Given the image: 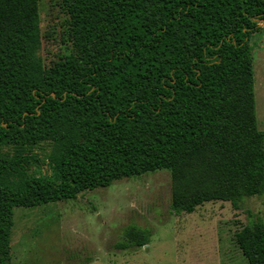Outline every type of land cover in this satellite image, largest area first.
Returning a JSON list of instances; mask_svg holds the SVG:
<instances>
[{"label": "trees", "instance_id": "1", "mask_svg": "<svg viewBox=\"0 0 264 264\" xmlns=\"http://www.w3.org/2000/svg\"><path fill=\"white\" fill-rule=\"evenodd\" d=\"M39 2L0 0V264H13L16 209L122 180L169 172L176 217L264 195L250 47L264 0H62L73 49L49 68ZM151 239L132 225L115 248ZM236 244L264 264L263 219Z\"/></svg>", "mask_w": 264, "mask_h": 264}, {"label": "rangeland", "instance_id": "2", "mask_svg": "<svg viewBox=\"0 0 264 264\" xmlns=\"http://www.w3.org/2000/svg\"><path fill=\"white\" fill-rule=\"evenodd\" d=\"M41 49L46 68L68 57L73 45L70 17L62 0H40ZM250 42L254 57L258 127L264 133V25ZM46 146L35 149L42 160ZM49 171L48 168H46ZM171 176L158 171L122 180L76 200L36 209H16L13 264H248L236 234L256 216L264 221V195L245 199L240 211L211 203L191 215L171 211ZM149 229L151 243L118 251L120 232L129 226Z\"/></svg>", "mask_w": 264, "mask_h": 264}]
</instances>
